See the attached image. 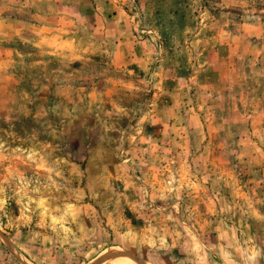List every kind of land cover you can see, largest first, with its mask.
I'll use <instances>...</instances> for the list:
<instances>
[{"label": "rangeland", "instance_id": "1", "mask_svg": "<svg viewBox=\"0 0 264 264\" xmlns=\"http://www.w3.org/2000/svg\"><path fill=\"white\" fill-rule=\"evenodd\" d=\"M0 264H264V0H0Z\"/></svg>", "mask_w": 264, "mask_h": 264}]
</instances>
